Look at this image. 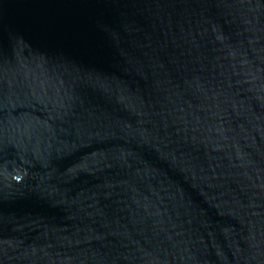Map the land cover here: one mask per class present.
<instances>
[{
  "label": "water",
  "instance_id": "1",
  "mask_svg": "<svg viewBox=\"0 0 264 264\" xmlns=\"http://www.w3.org/2000/svg\"><path fill=\"white\" fill-rule=\"evenodd\" d=\"M0 264H264V0H0Z\"/></svg>",
  "mask_w": 264,
  "mask_h": 264
}]
</instances>
